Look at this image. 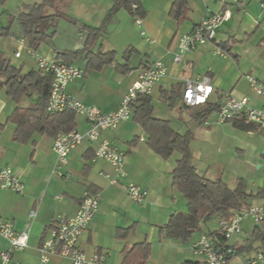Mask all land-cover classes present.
<instances>
[{
  "label": "crops",
  "instance_id": "1",
  "mask_svg": "<svg viewBox=\"0 0 264 264\" xmlns=\"http://www.w3.org/2000/svg\"><path fill=\"white\" fill-rule=\"evenodd\" d=\"M44 1L0 0V27H10L11 30L10 36L0 38V51L8 63L25 75L39 69L37 60L27 51L29 43L23 38L18 17L25 6ZM117 1L121 0H48L47 14L61 12L78 24L73 28L69 26L71 23H66L68 25L64 28L68 29V36L64 38L63 24L59 22L56 36L40 47L38 55L56 60L58 53L64 51H83L88 39L84 27L100 28ZM137 1L143 13L140 17L142 25L136 23L139 17L121 8L111 17L93 49L94 53H115L114 62L101 70L90 69L83 54L72 65L83 69L84 77L71 84L67 91L85 105L112 112L120 107L140 69L150 67L156 61L163 62L169 73L150 96L154 115L170 121L173 129L181 134L191 133L193 164L200 175L212 181L222 180L232 189L243 184L252 196L247 199V206L263 205L264 132L244 130L231 122H211L212 115L203 123L199 122V115L205 107L191 118L184 119L174 112V108L181 104L183 109H191L183 103L186 81L206 75L212 79L215 88L210 104L219 106L223 98L231 94L236 98H249L255 109L264 108V96L257 95L247 80V76H252L264 83V0H187L180 21L170 16L175 0ZM225 11L230 12L231 18L220 28L215 41L199 46L193 54L176 64L174 57L179 37L191 32L206 16ZM129 29L141 31L136 30L132 38ZM218 34L221 35L219 38ZM149 39L155 43L150 44ZM220 44L229 47L230 52L225 58L217 53ZM20 49L22 55L17 58ZM1 83L2 79L0 168L15 171L21 177L25 191L17 194L0 190V218L11 222L17 232L23 231L28 224L31 226L27 248L16 252L11 264H39L41 246L50 237L54 221L60 216H75L86 191L100 194L102 200L98 214L80 239L85 252L105 254L109 264H123L126 248L147 243L151 246L147 264L201 263L193 245L202 234L217 232L220 218L215 217L203 224L186 242L169 239L161 232V227L173 214L188 211L187 199L173 187L172 173L181 159L177 152L169 160H164L151 150L146 143L147 136L134 116L117 130L101 134L100 140H110L126 154L128 175L120 182L135 183L149 190L143 205L131 200L121 185L112 186L104 177L107 173L114 175V170L105 160L94 158L99 142L85 141L71 153L65 170L69 179L55 177L52 175L56 160L53 151L55 138L36 134L29 143L19 144L14 140L16 125L9 121L16 108L33 107L37 98H25L26 101L23 99L18 105L10 100ZM170 96L179 98L173 107L165 100ZM75 124V130L82 134L92 128V124L80 116H76ZM32 211L36 212L34 219L30 218ZM128 229L132 230L125 238L118 236L119 231ZM256 231L264 233V224L244 221L243 234L235 243L237 249H245L247 264L259 254L264 256L260 243L250 249ZM7 246V242L1 243L2 248ZM247 247L250 250H246ZM49 264L71 262L54 256ZM257 264H264V259Z\"/></svg>",
  "mask_w": 264,
  "mask_h": 264
},
{
  "label": "built area",
  "instance_id": "2",
  "mask_svg": "<svg viewBox=\"0 0 264 264\" xmlns=\"http://www.w3.org/2000/svg\"><path fill=\"white\" fill-rule=\"evenodd\" d=\"M230 18L229 11L206 16L191 32L181 35L178 39L174 62L180 64L199 46L215 41L218 31L229 22ZM136 23L141 26L142 19L137 18ZM142 35H145V32H142ZM148 42L155 43L150 39ZM22 43H24L23 40ZM27 51L37 60L39 70L53 76L48 112L71 111L76 116L84 117L92 124V128L84 134L73 130L69 133H60L55 137L53 151L56 160L52 175L65 180L69 179L70 176L65 170L69 166L71 153L85 141L99 142L94 152V158L105 160L114 170V175L107 173L104 174V177L112 186L121 185L131 200L143 205L149 195V190L135 183L122 184L120 182L128 175L126 154L110 140H100V138L103 132L115 131L121 124L132 118L133 107L137 105L138 99L150 97L154 93L155 88L168 76V67L163 62L156 61L150 67L140 69L136 81L128 89L120 107L106 113L96 106L85 105L67 91L71 84L84 77L83 69L58 59L50 60L42 57L31 49ZM217 53L224 58L227 57V53L219 48ZM21 55L22 49L16 53V57L19 58ZM247 80L257 95L264 96V83L252 76H247ZM214 92L212 79L207 75L196 80H187L183 103L191 109L205 107ZM238 119H245L248 123L255 124L264 130V108H253L247 97L236 98L227 94L217 111L218 123H228ZM0 190L23 194L25 186L15 171L10 168H0ZM101 200L100 194L86 191L75 216H60L54 221L50 237L41 246L39 264H49L54 256L66 258L70 260L71 264H109L107 255L89 254L80 246L81 237L99 212ZM35 217L36 212L32 211L30 218L34 219ZM246 220H250L255 225L264 223V204L247 206L235 212L230 219H221L217 234H202L193 245L195 253L201 258L200 264H229L237 253L235 243L239 242L237 238L243 234V223ZM30 228L31 226L28 224L23 231L17 232L11 222L0 218V264H11L15 253L27 248ZM4 241L8 243V246L2 248L1 243ZM263 259L264 256L259 254L257 259L250 261V264H257Z\"/></svg>",
  "mask_w": 264,
  "mask_h": 264
},
{
  "label": "trees",
  "instance_id": "3",
  "mask_svg": "<svg viewBox=\"0 0 264 264\" xmlns=\"http://www.w3.org/2000/svg\"><path fill=\"white\" fill-rule=\"evenodd\" d=\"M48 0L42 4L25 6L19 14L18 22L23 38L29 43V48L37 52L40 47L53 40L60 21L65 20L77 25L75 19L69 18L61 12L47 14ZM136 6V8H133ZM187 0H175L170 16L180 21L186 10ZM121 8L127 9L132 15L142 17V9L137 0L117 1L112 12L100 28L85 26L88 33L83 51H64L58 53V60L67 64L77 61L83 54L86 55L88 68L101 70L104 66L115 60V53H94L93 49L101 33L107 28L111 17ZM10 27H0V38L10 36ZM222 51L230 52L226 44L218 46ZM125 67H127L125 65ZM0 79L2 87L8 92L10 100L20 104L25 98L36 97L34 107H18L14 110L9 121L16 125L14 140L19 144H27L34 135L55 138L60 133H69L76 128L75 113H49L48 101L51 94L53 76L44 71H32L25 75L21 70L13 67L0 51ZM166 102L170 107L175 106L179 98L167 97ZM219 109L217 104L208 103L204 112L199 115L198 121L204 122ZM134 120L141 126L147 136V145L164 160H169L176 152L181 154L173 170V187L178 190L188 201V211L173 214L169 222L161 227V232L169 239L188 241L197 233L203 224L213 218L230 219L233 214L247 207L246 201L252 196L246 192V187L240 184L236 189L230 188L222 180L212 181L200 175L193 164V155L190 149L191 133L181 134L173 129L171 122L162 120L154 115V105L151 97H140L137 105L133 107ZM234 126L249 130L264 132L255 124L248 123L245 119L234 120ZM264 224V223H262ZM132 229L119 231L118 236L125 238ZM211 234H217L211 233ZM256 243L261 244L264 254V233L256 231L250 249ZM247 249L246 250H250ZM245 249H237L241 254ZM235 255V256H236ZM151 256V246L147 243L137 244L124 250L123 264H147ZM191 264V263H185Z\"/></svg>",
  "mask_w": 264,
  "mask_h": 264
},
{
  "label": "rangeland",
  "instance_id": "4",
  "mask_svg": "<svg viewBox=\"0 0 264 264\" xmlns=\"http://www.w3.org/2000/svg\"><path fill=\"white\" fill-rule=\"evenodd\" d=\"M60 22H62V24H63V28H61V31H62V29H63V37L64 38H66L67 36H68V29H65L64 27H65V25H68L69 24V22H67V21H65V20H62V21H60ZM94 22H96L95 20H94ZM66 23H68V24H66ZM69 26H71V27H73L74 28V25L73 24H70ZM130 30V33H131V36H132V38L134 37V35H135V31L136 32H138V33H140V29H129ZM132 30V31H131ZM221 34V33H220ZM220 34H218V38L221 36ZM45 44H47V43H45ZM44 45V44H43ZM243 59H246V57H243ZM242 59V60H243ZM23 101H26V99L25 100H23ZM24 103V102H23ZM33 103V102H32ZM34 104V103H33ZM34 107V106H33ZM201 108H197L196 110L195 109H188V110H186V109H183L182 107H181V104H178L175 108H174V112L176 113V114H181V116H182V118L184 119V118H186V117H190L191 118V116L196 112V111H198V110H200ZM210 121L211 122H218V120H217V115L214 113V114H212V117L210 118ZM190 126H193V124H191ZM194 129H196V128H194ZM176 155H180L181 156V154L180 153H176ZM256 168H258V166H256ZM230 264H247V262H246V255H245V253H241V254H238L234 259H233V261L232 262H230Z\"/></svg>",
  "mask_w": 264,
  "mask_h": 264
}]
</instances>
